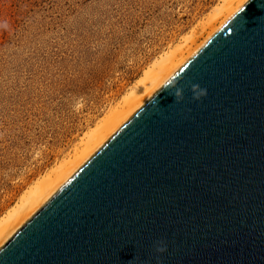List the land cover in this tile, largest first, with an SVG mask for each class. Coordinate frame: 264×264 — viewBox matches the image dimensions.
I'll return each instance as SVG.
<instances>
[{"label": "water", "instance_id": "95a60500", "mask_svg": "<svg viewBox=\"0 0 264 264\" xmlns=\"http://www.w3.org/2000/svg\"><path fill=\"white\" fill-rule=\"evenodd\" d=\"M0 264H264V0L31 217Z\"/></svg>", "mask_w": 264, "mask_h": 264}, {"label": "rangeland", "instance_id": "374dc122", "mask_svg": "<svg viewBox=\"0 0 264 264\" xmlns=\"http://www.w3.org/2000/svg\"><path fill=\"white\" fill-rule=\"evenodd\" d=\"M223 1L0 0V220Z\"/></svg>", "mask_w": 264, "mask_h": 264}, {"label": "bare ground", "instance_id": "6f19581e", "mask_svg": "<svg viewBox=\"0 0 264 264\" xmlns=\"http://www.w3.org/2000/svg\"><path fill=\"white\" fill-rule=\"evenodd\" d=\"M250 0H224L201 28L157 60L123 101L81 141L75 154L22 196L0 220V248L33 217L149 100H151ZM218 24L220 26L218 27ZM208 37L195 48L199 38ZM194 45V46H193Z\"/></svg>", "mask_w": 264, "mask_h": 264}]
</instances>
